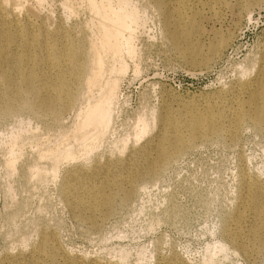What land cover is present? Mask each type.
I'll return each mask as SVG.
<instances>
[{
  "label": "rangeland",
  "instance_id": "obj_1",
  "mask_svg": "<svg viewBox=\"0 0 264 264\" xmlns=\"http://www.w3.org/2000/svg\"><path fill=\"white\" fill-rule=\"evenodd\" d=\"M44 1L39 5L37 0L26 3L34 6L35 15L60 27L58 34L66 31L72 39L82 37L86 48L89 32L98 23L87 3ZM132 2L138 3L132 5L139 8L143 26L135 28L134 55H121L126 69L121 76L115 75L120 79L110 128L89 156L62 163L54 178L49 173L41 180L29 178L28 166L35 161L48 167L46 161L37 160L34 146L37 144L36 150H41L42 144L52 146L53 137L72 129L75 112L85 107L82 103L96 96V86L88 93L83 80L72 79L69 69L52 66V93L58 75L72 80L77 92L72 104L63 100L56 103L63 108L58 117L35 109L42 92L27 98V104L21 99L12 113L0 109V264L32 249L43 234L52 236L56 248L70 259L68 264H264V234H249L256 229L254 221L245 216L250 209L239 207L238 202L243 180L264 182V129L242 123L232 136H197L186 141L184 149L166 165L157 167L152 178L137 177L131 183L121 179L145 171L155 157L151 146L158 139L162 111L169 110L174 118L185 117L187 106L204 112L214 95L227 93L254 75L264 44V0H259L248 15H238L234 9L223 11L222 24L203 19L206 33L221 26L224 35H230L224 51L203 69H191L183 63L166 36L162 14L151 0ZM62 60L65 57L56 54L52 58ZM38 77L51 81L41 74ZM140 119L150 129L134 144ZM220 123L228 128L227 119ZM120 139L127 144L123 153ZM10 149L15 154L14 172L5 166ZM129 153L135 158L127 164L124 159ZM117 158L119 161L110 164L108 172L96 181L107 184L106 194L112 191V203L104 214L89 216L86 210L66 204L61 181L68 169H89ZM93 188L87 185L88 190ZM124 188L131 189L128 199L123 198ZM259 223L264 225V220ZM123 253L125 257H119Z\"/></svg>",
  "mask_w": 264,
  "mask_h": 264
},
{
  "label": "bare ground",
  "instance_id": "obj_2",
  "mask_svg": "<svg viewBox=\"0 0 264 264\" xmlns=\"http://www.w3.org/2000/svg\"><path fill=\"white\" fill-rule=\"evenodd\" d=\"M26 1L30 2L0 0V109L12 113L18 108L21 99L27 104L29 101L27 98L32 99L42 92L43 96L35 104V109L58 117L63 108L56 103L63 100L70 105L77 92L73 90L72 80L64 75H58L57 86L54 85L55 92L52 93V66L69 69L74 75L72 79L77 82L83 80L84 90L93 88L94 85L96 86L94 89H97L96 96L91 97L90 101H86L89 98L86 99L88 103H82L85 107L75 112L71 130H61L56 138L53 137L52 146H48L50 143H47V146L42 144L44 148L36 150L37 144H34L37 160L46 161L48 167H41V162L35 161L28 166L29 178L38 177L41 180L42 176L48 173L53 178L57 176L56 173L62 163L70 162L76 156L82 158L89 156L93 145L108 133L119 82V77L115 75L121 76L126 69L121 55L123 52L129 56L134 55L132 40L135 38V28L138 25L143 26V23L138 13L139 8L137 10L135 7L138 5L136 1L134 2L136 5L133 6L132 0H84L92 16L98 20L94 28L92 27L93 30H90L88 46L84 48L82 37L72 39L66 31L58 34L60 27L56 28L54 22L48 23L49 18L46 21L47 19L40 17V14L35 15L34 6L28 5ZM41 1L37 0L36 4ZM258 1L151 0L155 9L162 14L166 36L183 63L191 69L206 68L224 51L230 41V35H224L221 26L213 27L206 33L203 29V19L207 17L213 25L217 22L222 24L220 22L223 11L234 9L238 15H248ZM65 3L64 7L69 4ZM23 4L24 13L21 12ZM68 7L70 6L66 8ZM261 48L255 62L254 75L232 86L227 93L214 95L207 101L204 112H199L197 107L187 106L185 117L174 118L170 116L169 110L162 111L158 139L151 146L155 150V157L147 163L145 171L126 175L121 179L131 183L137 177L152 178L157 167L166 165L172 156L184 149L186 141L197 136H217L223 133L232 136L237 131L236 126L242 123L255 129H264V44ZM55 54L58 57H65V60L52 61ZM39 74L50 78L51 81L40 79ZM81 91L87 93L82 89ZM20 106L22 107V104ZM223 119L228 120L227 129L220 123ZM148 125L141 123L139 133L133 138L134 144L148 133L150 129ZM126 146L122 139L121 150H118L122 152L126 150ZM14 155L10 149L6 160L8 163L5 162L6 167L10 166V169L8 168L10 171L16 163ZM132 158L135 157L129 153L124 159L125 163H130ZM116 161L119 159L95 163L89 169H82L79 166L68 169L61 181L66 204L72 209L86 210L89 216L94 213L104 214L112 203V191L106 194L107 184L96 181L103 177L108 172V166ZM88 184L94 188L88 190ZM112 184L116 186L118 183L114 181ZM78 189L83 192H79ZM122 193L123 198L128 199L131 189L124 188ZM238 202L239 207L250 209L245 216L254 221L256 229L250 230L249 234L259 236L264 234V225L259 223L264 220V182L243 180ZM241 217L240 213L239 218ZM123 255L124 253L119 257ZM69 261L70 259L56 248L52 236L43 234L32 249L10 257L4 264H68ZM89 264L94 262L91 261Z\"/></svg>",
  "mask_w": 264,
  "mask_h": 264
}]
</instances>
